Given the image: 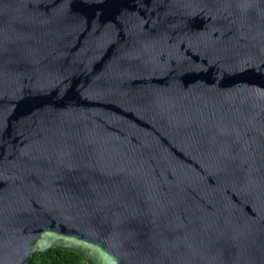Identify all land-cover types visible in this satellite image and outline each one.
<instances>
[{
	"label": "water",
	"instance_id": "water-1",
	"mask_svg": "<svg viewBox=\"0 0 264 264\" xmlns=\"http://www.w3.org/2000/svg\"><path fill=\"white\" fill-rule=\"evenodd\" d=\"M264 264V0H0V264Z\"/></svg>",
	"mask_w": 264,
	"mask_h": 264
},
{
	"label": "trees",
	"instance_id": "trees-1",
	"mask_svg": "<svg viewBox=\"0 0 264 264\" xmlns=\"http://www.w3.org/2000/svg\"><path fill=\"white\" fill-rule=\"evenodd\" d=\"M30 264H85L75 253L53 249L41 256H33Z\"/></svg>",
	"mask_w": 264,
	"mask_h": 264
}]
</instances>
